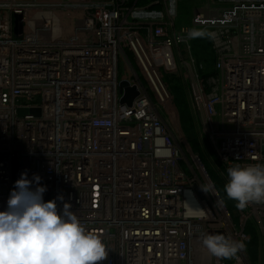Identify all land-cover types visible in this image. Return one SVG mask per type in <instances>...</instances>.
Instances as JSON below:
<instances>
[{
  "label": "built area",
  "instance_id": "1",
  "mask_svg": "<svg viewBox=\"0 0 264 264\" xmlns=\"http://www.w3.org/2000/svg\"><path fill=\"white\" fill-rule=\"evenodd\" d=\"M47 2L0 0V209L22 172L39 174L44 199L62 195L102 238L108 255L98 264H264V202L230 211L202 190L222 198L229 166L264 164V0H208L194 10V32L176 27L178 0H65L82 13L67 37ZM192 33L209 37L210 73L180 56ZM121 57L130 78H120ZM180 66L195 125L215 147L201 143L202 155L221 181L162 116L171 96L163 73ZM123 80L138 89L131 104L121 101ZM217 230L246 243L238 259L208 253L203 235Z\"/></svg>",
  "mask_w": 264,
  "mask_h": 264
},
{
  "label": "clouds",
  "instance_id": "2",
  "mask_svg": "<svg viewBox=\"0 0 264 264\" xmlns=\"http://www.w3.org/2000/svg\"><path fill=\"white\" fill-rule=\"evenodd\" d=\"M223 185L228 200L244 210L250 203L264 202V164H233L227 168ZM42 177H28L22 172L15 181L6 202L0 209V264H98L108 255L102 238L86 228L62 195L45 200L47 186ZM215 203L225 201L216 190ZM64 201L58 208L57 201ZM202 244L218 259H238L245 250L243 240L224 234H205Z\"/></svg>",
  "mask_w": 264,
  "mask_h": 264
},
{
  "label": "rangeland",
  "instance_id": "3",
  "mask_svg": "<svg viewBox=\"0 0 264 264\" xmlns=\"http://www.w3.org/2000/svg\"><path fill=\"white\" fill-rule=\"evenodd\" d=\"M202 1L204 3L200 2V0H178V14L175 23L179 30L183 28L186 31L194 32L195 28L192 21L194 10L197 6H204L208 3V0L206 2L205 0ZM47 4L54 6L55 12L61 20V27L63 28L62 36H69L75 20L80 18L82 13L78 10L68 8L65 0H48ZM178 51L182 59L192 64L193 67L202 65V67H199L201 73H210L213 71L214 55L211 50L209 37L206 34L200 33L198 37L194 34L188 36L187 40L180 45ZM128 56L134 61L132 53L128 52ZM127 65V61L121 57L119 63L120 78L132 77L133 71ZM163 75L171 92L169 100L160 105L162 116L168 128L172 131L184 151H187L189 147L201 145L202 143L208 147L209 151L214 152V145L206 137L201 136L193 119L187 89L190 80L189 73L186 72L185 68L180 66L176 72H164ZM206 155L204 160L211 176L214 180L221 181L216 169H214L213 161L209 159L210 156L207 155V157ZM196 174L199 180L205 184L198 170H196ZM219 186L223 188V184L220 182Z\"/></svg>",
  "mask_w": 264,
  "mask_h": 264
},
{
  "label": "water",
  "instance_id": "4",
  "mask_svg": "<svg viewBox=\"0 0 264 264\" xmlns=\"http://www.w3.org/2000/svg\"><path fill=\"white\" fill-rule=\"evenodd\" d=\"M15 32L18 36H20L23 32V18L22 15L16 16V27ZM121 90H125V96L122 98V102H127L128 104H131L134 97L138 94V89L136 86H130L129 82L127 80H123L121 82ZM40 109L39 108H20L19 109V115L23 116L26 114H34V115H40ZM197 192L199 193L200 197H203V194L200 189L197 188ZM212 234H224L221 230H217L215 232H211Z\"/></svg>",
  "mask_w": 264,
  "mask_h": 264
},
{
  "label": "trees",
  "instance_id": "5",
  "mask_svg": "<svg viewBox=\"0 0 264 264\" xmlns=\"http://www.w3.org/2000/svg\"><path fill=\"white\" fill-rule=\"evenodd\" d=\"M145 0H142V2H144ZM195 147V148H194ZM193 150L195 152H199L201 154V157L202 159L204 160V157L202 155V152H201V146L200 145H194L193 147ZM200 148V149H199ZM205 161V160H204ZM211 175V174H210ZM218 190H219V193L221 194L222 198L224 199L227 207L229 208V210L231 211L234 207H235V202H233L232 200H228L227 197H226V194L224 192V188L220 187L218 185ZM231 201V202H230ZM248 231L250 233V239H249V242H248V251L252 257V259H255L256 256H257V245H258V239H257V235L256 233L253 231L252 227H249L248 228Z\"/></svg>",
  "mask_w": 264,
  "mask_h": 264
},
{
  "label": "bare ground",
  "instance_id": "6",
  "mask_svg": "<svg viewBox=\"0 0 264 264\" xmlns=\"http://www.w3.org/2000/svg\"><path fill=\"white\" fill-rule=\"evenodd\" d=\"M57 2V1H56ZM200 2H203L202 0H200ZM205 2H206V0H205ZM60 3V2H59ZM204 3V2H203ZM52 4V3H51ZM63 5V4H62ZM65 5V4H64ZM203 6V5H202ZM61 30H63V28L61 27L60 28Z\"/></svg>",
  "mask_w": 264,
  "mask_h": 264
}]
</instances>
